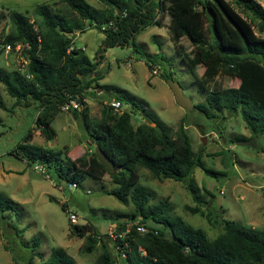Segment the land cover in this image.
<instances>
[{
    "label": "trees",
    "instance_id": "trees-1",
    "mask_svg": "<svg viewBox=\"0 0 264 264\" xmlns=\"http://www.w3.org/2000/svg\"><path fill=\"white\" fill-rule=\"evenodd\" d=\"M97 1L104 6L97 8L85 0H60L68 8L65 12H56L52 8L56 3L38 4L33 9L34 20L18 11L9 13L11 28L2 37L3 41L12 47L20 44L27 62L22 72L0 68V82L15 99L14 106L35 105L38 110L35 126L12 153L28 164L52 169L56 180L66 184L76 182L78 176L101 178L107 172L118 185L111 194L133 207L130 213H118L115 217L118 221L115 230L127 234L124 239L118 238L121 245L124 241L128 243L124 247L126 257L121 258L124 264H264V229L259 231L223 219V231L210 239L202 228L171 216L167 198L150 203L151 189L138 183L136 166L157 177L183 182L196 202L194 206L185 205L192 214L202 213L200 206L206 204L193 178L195 167L213 175L215 172L205 167L201 155L193 152L181 129L174 133L156 117L134 127L129 111L115 113L108 104L102 107L100 119L92 125L83 95L97 78L91 76L96 63L82 49L72 46L77 31L87 28H96L104 34V47L123 45L130 40L134 43L141 29L151 24L162 25L158 13L165 11L169 17L166 29L175 49L207 90L205 103H196L194 108L208 118L224 111L240 113L246 127L256 136L264 134V37L258 34L264 31V10L252 0ZM183 38L189 42L188 50L181 41ZM159 59L162 61L163 56L158 54L147 60L150 71ZM198 66L203 67L200 75L196 71ZM220 71L238 79V85L209 89L208 84ZM83 77L88 80L83 81ZM164 78L167 81L171 76L165 74ZM115 98L121 103L131 102L134 109L135 102L128 92H120ZM71 100L77 101L80 109L67 111L74 118H82L95 146L112 161V171L94 153L84 154L88 165L81 168L65 150L46 149L30 142L34 129L47 140L53 138L50 123ZM0 108H6L1 98ZM151 122L156 125L152 126ZM243 139L235 137L233 141ZM11 206V200L0 192V212L3 214ZM148 219L163 222L164 227L149 228L140 235L136 226L129 224ZM166 227L172 228L177 241L163 236ZM74 228L82 236L83 227L75 224ZM103 237L108 238L106 234H90L87 238L86 251H92L98 242L102 249L92 264H119ZM35 245L33 242L32 247ZM27 264H75V260L63 248L53 247L48 257L34 262L30 256Z\"/></svg>",
    "mask_w": 264,
    "mask_h": 264
},
{
    "label": "rangeland",
    "instance_id": "rangeland-1",
    "mask_svg": "<svg viewBox=\"0 0 264 264\" xmlns=\"http://www.w3.org/2000/svg\"><path fill=\"white\" fill-rule=\"evenodd\" d=\"M94 7L104 5L97 0H85ZM48 3L56 12L67 11L60 0H0V37L11 28L9 13L18 11L32 20L36 5ZM245 16V15H244ZM160 17V16H159ZM248 17V16H246ZM36 18V17H35ZM162 22H167L166 13L161 14ZM249 18V17H248ZM250 19V18H249ZM204 27L207 23L204 22ZM104 34L96 28L77 31L72 46L83 49V53L97 63L94 76L98 87L87 93L88 103L92 97L98 98L89 121L92 125L100 119L104 105L118 96L120 92L131 94L134 104L123 102L122 109L130 112L134 127L150 117L171 127L174 133L181 129L188 137L195 154L201 155L206 168L215 174L206 173L195 167L193 178L198 186L202 213L192 214L185 205L194 206L196 202L181 181L157 177L146 168L136 166L138 183L151 189L150 203L167 198L169 213L179 217L193 227L202 228L208 238L214 239L223 231L222 220H234L247 228L264 229V134L253 136L246 127L240 113L224 111L216 117L208 118L198 109H186L178 105L164 75L177 81L186 97L193 104L205 103L207 90L194 77L175 49L170 34L164 25H148L135 36L134 43L104 47ZM186 49L189 42L183 38ZM101 54V55H100ZM163 56L157 66L159 73L151 75L147 60L156 55ZM27 59L22 48L13 49L9 54H0V68L7 71H23ZM197 74L203 67L196 68ZM84 81L88 77L82 78ZM238 79L220 71L208 88L237 86ZM105 87L102 88V86ZM101 88L102 93L97 90ZM89 89V88H88ZM87 89V90H88ZM0 98L5 109L0 108V192L12 202L8 211L0 212V264H27L29 257L38 262L48 257L51 248L61 247L75 260V264H92L101 253V244L90 252V234L114 233L118 213H130L132 204L121 203L111 191L118 187L106 172L101 178L78 176L77 187L58 182L52 169L35 170L36 163L28 164L14 155L12 150L24 141L27 132L35 126L38 110L35 105H15V99L0 82ZM101 99V100H99ZM106 102H104L105 100ZM111 99V100H110ZM155 126L156 123L152 124ZM55 136L47 140L38 129L33 130L32 144L46 149H63L81 168L88 165L83 152L94 153L95 143L90 138L81 117L74 118L62 109L50 123ZM235 137L246 140L255 139L256 146L238 145ZM204 140V142H203ZM68 149H67V147ZM48 175V177H46ZM205 189L210 191L208 194ZM62 205L65 207L62 208ZM70 213L78 217L76 224L83 227L80 236L68 220ZM2 232H5L2 236ZM119 264H124L118 256L113 242L103 237ZM33 242L35 247L33 248ZM7 247V248H6ZM42 256V257H41ZM41 257V258H40Z\"/></svg>",
    "mask_w": 264,
    "mask_h": 264
},
{
    "label": "built area",
    "instance_id": "built-area-1",
    "mask_svg": "<svg viewBox=\"0 0 264 264\" xmlns=\"http://www.w3.org/2000/svg\"><path fill=\"white\" fill-rule=\"evenodd\" d=\"M253 2H255L257 5H259V7L261 9L264 10V0H252ZM260 36L264 37V31L258 33ZM21 48L20 44L15 45L14 47H12L11 44L9 43H5L3 41V38H0V54L3 55H7L9 54L11 51H13V49H17L19 50ZM151 75H156L159 73V69L157 66L152 65V69L150 71ZM109 105L112 107L113 111L115 113H122L124 110L122 109V103L120 100L118 99H112L109 102ZM69 108L71 109H80V105L77 101L75 100H71L70 103L66 106H63L62 109L64 110H68ZM43 165L37 164L34 166L35 170H40L41 172H43ZM46 177H48V175H46ZM69 185H71L72 187H77L76 182H72ZM68 220L71 224H76L78 221V217L75 213H70L68 216ZM129 224L131 225H135V229L137 231L138 234L142 235L147 233L151 228L149 226L146 225L145 222H139L138 220H134L132 222H130ZM154 229V228H153ZM156 233V231H155ZM126 232L122 231V232H117L116 230H114V233H112L111 231L107 234L108 238L113 242V244L115 245V248L117 249V252L119 254V256L121 258H125L126 257V252L124 250V247L128 246L127 241H124L122 243V245L118 242V238L124 239L126 237ZM99 238V237H98Z\"/></svg>",
    "mask_w": 264,
    "mask_h": 264
},
{
    "label": "water",
    "instance_id": "water-1",
    "mask_svg": "<svg viewBox=\"0 0 264 264\" xmlns=\"http://www.w3.org/2000/svg\"><path fill=\"white\" fill-rule=\"evenodd\" d=\"M118 13H120V11ZM168 84H169L170 89H171V91L173 93L174 100H175V102L178 105H180V106H182V107H184L186 109H191L194 106V104L191 102V100L184 95L183 89H182L181 85L177 81H175L173 79H169L168 80ZM152 124H154V122ZM203 142H204V140H203ZM236 143L238 145H246V146H250V147H255L256 146L254 138L248 139V140H246V139L237 140ZM94 154H95V157L97 158V160L108 171H112L113 170L112 161L105 155V153L97 145L95 146ZM145 223H146L147 226H149L151 228H154V229H161V228L164 227V223L163 222L156 221L154 219H148ZM163 236L165 238H167V239H170V240H173V241H177V238L174 235V232H173L172 228H170V227H166L165 228Z\"/></svg>",
    "mask_w": 264,
    "mask_h": 264
},
{
    "label": "crops",
    "instance_id": "crops-1",
    "mask_svg": "<svg viewBox=\"0 0 264 264\" xmlns=\"http://www.w3.org/2000/svg\"><path fill=\"white\" fill-rule=\"evenodd\" d=\"M163 12L165 13V11H160L159 13H158V17L160 16L161 17V14H163ZM166 17L168 18V21H169V17H168V15L166 14ZM168 21L167 22H162V25H164V27L166 28V25H167V23H168ZM161 25V26H162ZM167 30V29H166ZM83 50V49H82ZM101 55V54H100ZM96 66H97V63H96ZM95 70H96V68H95ZM94 70V71H95ZM91 76H94V74H92ZM94 77H98V76H94ZM84 81V80H83ZM92 86H96V87H98V85H97V83L95 82V81H93V82H91V84H90V86H89V89L88 90H85V91H87V92H93V88H92ZM85 91H84V95H83V100H84V102H85V105L87 106V108H88V113H89V116L91 117V113H92V108H93V106L95 105V103H96V100H98V98H96V97H92V102H91V104H89L88 103V100H87V93H85ZM97 92H98V94H101L102 93V89L101 88H99L98 90H97ZM111 99H113V98H111ZM110 99V100H111ZM99 100H101V99H99ZM103 100H105V99H103ZM107 100H105L104 102H106ZM52 131H53V129H52ZM53 137L55 136V133H54V131H53ZM67 147V146H66ZM67 149H68V147H67ZM68 152H69V149H68ZM86 152H83V154H85Z\"/></svg>",
    "mask_w": 264,
    "mask_h": 264
}]
</instances>
